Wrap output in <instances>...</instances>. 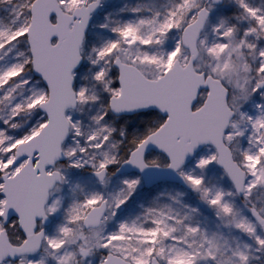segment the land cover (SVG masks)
Returning <instances> with one entry per match:
<instances>
[{"label":"snow or ice","instance_id":"6c2138e0","mask_svg":"<svg viewBox=\"0 0 264 264\" xmlns=\"http://www.w3.org/2000/svg\"><path fill=\"white\" fill-rule=\"evenodd\" d=\"M0 264H264V0H0Z\"/></svg>","mask_w":264,"mask_h":264},{"label":"rangeland","instance_id":"374dc122","mask_svg":"<svg viewBox=\"0 0 264 264\" xmlns=\"http://www.w3.org/2000/svg\"><path fill=\"white\" fill-rule=\"evenodd\" d=\"M121 2H123V0H109V7H112V6H114V4H118V3H121ZM130 2L135 3L136 0H130ZM172 185H174L175 187H178V188H182V186L177 185V184H172ZM162 187H164L163 184H159V185L155 186L152 189H147L145 186H142L138 190V192L136 194V197H135V200L142 199V198H144V196H145L146 193L155 192V191L159 190Z\"/></svg>","mask_w":264,"mask_h":264},{"label":"water","instance_id":"95a60500","mask_svg":"<svg viewBox=\"0 0 264 264\" xmlns=\"http://www.w3.org/2000/svg\"><path fill=\"white\" fill-rule=\"evenodd\" d=\"M145 179H147V177H146ZM172 183H178V184H179V182H178V181H173Z\"/></svg>","mask_w":264,"mask_h":264}]
</instances>
